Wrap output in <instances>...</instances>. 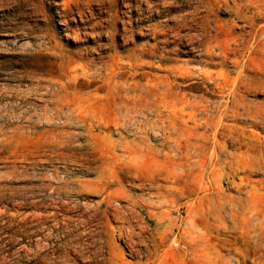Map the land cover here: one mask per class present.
<instances>
[{
    "label": "rangeland",
    "instance_id": "1",
    "mask_svg": "<svg viewBox=\"0 0 264 264\" xmlns=\"http://www.w3.org/2000/svg\"><path fill=\"white\" fill-rule=\"evenodd\" d=\"M213 2L215 0H0V264H113L109 260L111 257L117 261V264H256L257 261L260 262L257 264H261L262 261L264 263V236H260V233L264 235L262 232L264 222L261 224L264 221V198L262 197L264 196V170L256 171L250 176L249 173H240L232 177L226 175L218 181L221 190L223 189L222 196H224L221 201L224 207L223 210L216 211L217 213L214 211L209 220L198 221L200 229L192 233L193 237L197 236L199 239V234L205 233L208 234L210 241L208 245H205L199 240L196 246L199 253L194 254L188 247L190 237L182 235L189 227L186 223L187 219L191 218L190 207L194 206L207 216L208 212L204 211L205 208L211 205V208L215 209L218 206L209 200L207 203L205 201L206 205L203 206L198 200L202 194L194 193L196 189V183L193 181L195 172L187 171V167L183 166L186 161L176 158L179 154L177 153L176 156L175 138L173 142L163 140L160 136H155L154 130L151 129L147 133L141 128V131L138 129L140 133L143 132V136L138 130L136 132L137 126L143 119L141 115H138L139 119L136 117L137 123L133 125L132 122H136L135 120L127 122L125 125L127 127L122 130L119 126H115L114 121L110 123V129L95 125L90 130L83 123V126L81 122L78 123L70 114L63 116L61 120L54 119L53 111L57 107V92L64 96L68 93L70 97L68 99H72L74 95L76 101L83 93L85 96L88 93V96L83 95V98H91V95L97 93L101 97L94 98L93 103L90 100L92 107L89 111L101 120L102 118L115 120L114 117L121 116L120 123H123L124 116L117 109L122 104L116 100L115 103L113 91L108 89V78L111 71L107 69L111 70L110 65L115 59H119L125 67L110 79L112 86L124 82L127 78H124L125 73L122 74V72H128V74L131 72L129 66L132 64L133 54L141 50L148 51L155 48L157 56H166L165 60L159 57H144V61L148 62L147 67H151L150 64L161 67V70L157 72L147 69L155 74L158 73L157 75L164 76L173 67L184 65L189 67L193 63L199 66L198 63H200L199 71L201 68L204 71L209 68L208 71L211 72H220L221 69L234 70L235 73H232L236 76L239 70H242L244 77L248 75L245 74L246 71L247 73L262 72L260 75L264 76V31L261 33L264 28L259 30L258 35L260 36L253 47V49L258 48L256 54L251 55L247 48L244 51L239 49L237 57L231 56L228 63L222 67L211 65L209 63L211 60L203 54L199 45L203 44L204 37H201L200 41L195 39L194 42H190L191 35L197 37L198 34H202L197 25L190 20L192 17L195 22L197 19L200 20L199 16L201 15L200 18L205 16L209 3ZM215 9L212 13V18L216 19L213 20V24L218 20L225 24L226 37L233 38V35L241 42L240 35L247 38V32L253 30V26L245 23L244 20L236 19V15L228 5L218 10ZM194 12H198L197 19L193 16ZM123 21L128 23L126 33L130 38L128 42L122 34ZM178 23H180L179 26L183 24L186 28L185 26L177 28ZM257 23L259 26L264 24V18L258 19ZM174 27L175 30H173ZM215 59L211 63L220 61V58ZM71 60L73 62H70ZM237 60L238 64L235 62ZM198 73L193 75L194 77L183 79L178 77L176 80L178 89L176 90L182 88V91L180 89L178 92L186 94L191 99H201L207 96L211 102L216 99V102L224 101L223 95L215 84L212 85L208 79L205 84L198 77ZM136 80L138 82L141 80V85L146 83L142 77H137ZM66 82L68 86L64 88L62 84ZM243 84L242 91L247 101H245L246 104L250 105L253 111H256V108L262 111L264 109V83L250 85L249 82L243 81ZM97 88L99 90H96ZM193 95L196 97L193 98ZM96 102L100 104L95 106ZM48 105L51 106L48 107ZM114 108L118 110L117 113ZM251 121V118L245 119L244 122L239 123V126L249 127L250 130L264 134L262 126L252 127ZM125 130L131 134H127ZM56 131L57 133H54ZM52 132L53 135L64 132L62 134L64 137L59 135L60 139L66 138L65 140L69 142L59 145L62 149L59 148L49 140ZM75 141L77 146L74 145ZM144 146L146 149L150 146V149L146 150ZM76 147L79 149H74ZM136 148H138L137 151ZM232 150L235 149H230ZM105 153L108 155L105 156ZM159 157L162 158L159 159ZM177 166L179 169L176 168ZM137 168L140 169L137 170ZM151 169L156 174L152 172V175ZM247 177L252 180L253 185L260 183L258 188L260 187L261 201L258 200L261 203L258 201L260 204L255 206L256 209L253 206L248 208L246 205L247 193L246 196L244 193L248 192L246 190H249L250 186L239 187L242 183L241 179ZM175 180H177V185ZM149 183H152L151 186ZM114 188L117 190L113 191ZM159 191L166 195L156 193ZM110 192H114L112 203H108ZM169 193L176 195V198L174 199V196ZM164 196L167 198L165 199ZM213 196L215 197V194ZM238 197L244 200L243 206H239L241 201L236 200ZM158 198L162 202L170 201L172 205L158 207L161 202ZM119 200L123 202L122 205H119ZM146 202L156 205V209L150 206L145 208ZM130 203L137 204L136 211H134L137 212L136 215L135 213L132 215L133 210L130 211ZM235 205L239 206L237 210ZM143 207L144 213L156 215L151 223L146 222L147 215L138 213ZM118 208L120 211H125L128 216L126 223L114 216ZM160 213L165 216L163 217ZM258 213L260 214L257 215ZM257 216L262 218L255 219ZM171 223L173 225H170ZM256 224H259L258 227ZM259 226L262 231L259 230ZM120 227L125 228L121 230ZM127 228L133 230L128 231ZM245 228L248 231H245ZM166 232L169 235L168 240L162 243L161 238ZM252 237L254 238L251 239ZM132 239L137 241L136 245ZM257 242H262V245Z\"/></svg>",
    "mask_w": 264,
    "mask_h": 264
},
{
    "label": "bare ground",
    "instance_id": "2",
    "mask_svg": "<svg viewBox=\"0 0 264 264\" xmlns=\"http://www.w3.org/2000/svg\"><path fill=\"white\" fill-rule=\"evenodd\" d=\"M207 2V1H206ZM230 3V4H229ZM232 3V4H231ZM229 6L230 10L236 15V19L238 20H244L245 23L250 24L251 26H253V30H249L247 32V38H243L240 35V41L238 39H235L234 36L232 35L233 38H228L227 33H226V25L221 23L219 20L214 22L213 24V18H212V13L213 11L215 12V8L221 9L223 6ZM204 6V5H202ZM202 8V7H201ZM197 10V9H196ZM230 11V12H231ZM81 12V11H80ZM153 12V11H152ZM195 14L193 15L196 18V15L198 12H194ZM191 14H193L191 12ZM215 15V14H214ZM201 16V15H200ZM195 22V19L190 20L191 22H193V24L195 23L199 29V32L202 34H198L197 37L195 36H190L191 39L190 42H194L195 39L197 40H201V37H204V41L203 44H200L199 47L202 48L203 54L205 56H207L208 60H211V62L215 59V58H220V61L217 63H211L209 62L211 65H219V66H224V64H227L228 61L231 59V56L233 57H237V53L238 50L240 49L241 51L243 50H247L250 52V54L254 55L256 54V52H258V48H254L255 43L258 41V33L259 30L264 28V24L260 25L257 23L258 19H262L264 18V0H215V2L213 3H209V9L207 10V14L205 16H203L202 18H200ZM190 17V16H189ZM184 20V19H183ZM216 20V19H215ZM214 20V21H215ZM178 21V20H177ZM187 21V20H186ZM185 23V22H184ZM190 23V22H189ZM235 23V22H234ZM123 30H122V34L124 37H126L125 41L128 42L130 40V38H128V34L127 33V22L123 21ZM176 24V23H175ZM180 23H178L177 28L185 25H180ZM186 24V23H185ZM190 26V25H189ZM258 26V28L256 27ZM173 27V26H172ZM188 27V26H187ZM194 27V26H193ZM184 28V27H183ZM186 28V26H185ZM196 28V27H195ZM171 30V28H169ZM193 29V28H192ZM228 29V28H227ZM173 30H175V27L173 28ZM160 31V30H159ZM163 31V30H162ZM264 31V29L261 30V33ZM118 31L116 30V33ZM174 32V31H173ZM178 32V31H177ZM182 32V31H181ZM180 32V33H181ZM166 33V32H165ZM189 33V32H188ZM195 33V32H194ZM229 33V32H228ZM114 34V33H112ZM121 34V33H120ZM125 34V35H124ZM185 34V33H183ZM242 34V33H241ZM260 34V33H259ZM174 35V34H173ZM180 35V34H179ZM178 35V36H179ZM187 35V34H186ZM78 36H80L78 34ZM131 36V35H130ZM142 36V35H141ZM177 37V36H176ZM175 37V38H176ZM242 37V38H241ZM246 37V36H245ZM132 38V37H131ZM134 38V37H133ZM187 38V37H186ZM189 38V37H188ZM168 39V38H167ZM177 39V38H176ZM175 39V40H176ZM165 41V40H164ZM186 41V40H185ZM125 42V43H126ZM169 42V41H168ZM167 43V41L165 42ZM264 43V42H263ZM129 44V43H128ZM169 44V43H168ZM194 45V44H193ZM261 45V44H260ZM262 46V45H261ZM258 47V46H257ZM200 48V50H201ZM245 48V49H244ZM247 48V49H246ZM150 49V48H149ZM64 50V49H63ZM140 50V49H139ZM148 50V49H147ZM261 50V48H260ZM240 53V51H239ZM79 54V53H78ZM157 51L155 48H153L152 50H141L140 52H134L133 54V60H132V64H130L129 69H131V72H122L125 73L124 74V78H127L124 82H120V83H116V86H112V81H111V77L114 74H118L119 72H121V70L125 67L123 65V63L121 64V62H119V59H115L112 63V65H110V69H107V71H111L110 72V77L109 82H108V89L109 91H113L112 95H113V100L115 101H119L122 106L118 107L117 109L119 110V112L124 116L123 123H120V117H114L115 120H110V119H105L102 118L103 120L99 119L98 116L94 113H91L90 108L92 107L91 102L93 103V99L99 97V95L93 94L90 97L92 98H83L85 95L83 93H81L77 96L78 101H76L73 95V98L71 96L72 99H68L70 97H68V93L64 96L63 94H60V92H57V107L55 108V110L53 111L54 114V119L59 118L60 120L62 119L63 116H67L68 114H70V116L74 117L76 119V121H78V123L81 122V124L83 123L87 129L92 130L93 127L96 125L97 127H104L105 128H109L110 123H112L114 121L115 126H119L122 130V128L127 127L125 126L126 123H130L131 121L135 120L136 122H132L133 125L134 123H137L136 117L138 118V115H141L143 117L142 121H140L139 126H137L138 128L136 129L135 127V131L137 132L138 129H142L144 130L145 133H147V131L154 130V134H156L155 136L158 135V137L160 136L163 140H173L175 138V144H176V156L179 154V156H177L176 158H180L182 160H185L186 162L183 163V166L187 167V171H193L195 172V177L193 179V181L196 183V189H195V194H202V196H199L200 198H198L199 201H201V204L204 206L205 201L207 203V200H209L210 202H214L215 204H217L218 207H215V209L211 208V205H209L207 207V209L205 208V212H208L207 216H205L203 213H201L197 208H195L194 206L190 207V214H191V218L187 219V223L185 221L186 224H188L187 226H189L187 229L184 231V234L187 237H190V240L186 237V239L189 240V245L188 247L190 248V251L194 254L199 253V251L196 249L197 246V242L200 243L203 242L205 245L209 244V238H208V234L205 233H200L199 234V239L197 236L193 237L192 233H196L200 228H199V220L204 219V220H209V218L212 216L213 212L215 211H220L223 207H224V203L221 201V199L223 198L222 196V190L218 184V181L221 178H224L226 175H228L229 177L235 176L237 174L240 173H249L250 174H255L256 171L259 170H264V134L263 136H261L262 134H259L258 132L254 131V130H250L246 127H240L239 123L241 121L244 122L245 119H252V127H256L257 128H263L264 129V109L261 111L257 110L253 111L250 105L246 104V99H245V95L242 91L243 87V81H247L250 83V85L253 84H258V83H264V76H261L259 72H253L250 73H246L248 74L246 77H244L243 72L244 71H240L238 75L233 76V74L235 73L234 70L233 71H225L223 69H221L220 72H211L208 71L209 68H207L206 71L201 70L199 71V66L201 67L200 63L199 66L190 64V66H179V67H173L171 68L166 75H157L155 73H153L152 71H160L161 67L157 66L155 67V64H150L151 67H147V63L144 61V57L148 56L149 58L152 56L154 58H158L159 56H157ZM160 55V54H159ZM63 56V55H62ZM61 56V57H62ZM239 56V54H238ZM162 60L166 59V56H160L159 57ZM63 59V58H62ZM237 59V58H236ZM199 60V59H198ZM216 60V59H215ZM234 60V59H233ZM250 60L252 61V59L250 58ZM195 61V60H194ZM207 61V60H206ZM205 61V62H206ZM70 62H73L72 60ZM196 62V61H195ZM204 62V61H203ZM236 64H238V60L235 61ZM239 62L240 59H239ZM254 62V61H253ZM146 63V64H145ZM157 63V62H156ZM70 64V63H69ZM189 64V62H188ZM206 64V63H205ZM240 64V63H239ZM204 65V64H203ZM115 66V67H114ZM162 66V65H161ZM227 66V65H225ZM234 66V65H233ZM251 66V65H250ZM72 66L70 65V68ZM114 67V68H113ZM246 67V66H245ZM249 67V66H248ZM69 68V69H70ZM108 68V67H107ZM205 68V69H206ZM68 69V68H67ZM68 69V70H69ZM128 69V70H129ZM152 71H149V70ZM165 69V68H164ZM198 69V70H197ZM242 69V68H241ZM252 69V67H251ZM72 70V69H71ZM118 70V71H117ZM125 70V69H124ZM211 70V69H210ZM247 70V69H246ZM254 70V69H252ZM85 71V70H84ZM89 71V70H88ZM117 71V72H116ZM199 71V73L197 72ZM69 72V71H68ZM116 72V73H115ZM234 72V73H232ZM237 72V70H236ZM65 73V72H64ZM72 73H74L72 71ZM107 73V72H105ZM199 74V78L202 82H204L206 84V80H210L211 84H215V87L219 90V92L223 95H221L223 97L224 101H219L216 102V100H212L214 102H211L209 97L204 98L203 94L201 99H196L194 97H196V95L192 96L194 99L188 98V96L181 94L180 92H178L180 89L182 91V88H180L179 90H176L177 86H176V80L179 77V79H183V78H187V77H192L195 74ZM264 73V72H263ZM99 74V73H98ZM121 74V75H122ZM120 75V74H119ZM107 76V75H106ZM98 77V76H97ZM137 77H142L143 79L146 80V83L141 85L142 82L140 83V81L138 82L136 80ZM194 77V76H193ZM117 78V77H116ZM73 79V78H72ZM106 79V78H105ZM131 79V80H129ZM59 80V79H58ZM75 80V79H74ZM139 80V78H138ZM199 80V82H200ZM207 80V82H208ZM60 81V80H59ZM73 81V80H72ZM121 81V80H120ZM144 81V80H143ZM184 81V80H183ZM56 82V80H55ZM106 82V81H105ZM116 82V81H115ZM118 82V80H117ZM178 82V81H177ZM181 82V81H180ZM179 82V83H180ZM54 83V81H53ZM209 83V84H210ZM71 84V83H70ZM107 84V83H106ZM208 84V83H207ZM51 85V84H49ZM67 85V82L62 84V86L65 88ZM196 85V84H195ZM55 86V85H54ZM68 86V85H67ZM71 86V85H70ZM180 86V85H179ZM182 86V85H181ZM191 86V85H190ZM204 86V85H203ZM207 86V85H205ZM256 86V85H255ZM258 86V85H257ZM256 86V87H257ZM72 87V86H71ZM74 87V85H73ZM115 87V88H113ZM213 87V86H212ZM252 87V86H251ZM51 88V87H50ZM53 89L55 87H52ZM67 88V87H66ZM81 88V87H80ZM207 88V87H205ZM209 88V87H208ZM52 89V90H53ZM76 88H74L73 90L75 91ZM178 89V88H177ZM210 89V88H209ZM215 89V88H214ZM247 89V88H246ZM66 90V89H65ZM96 90H99V88H97ZM213 90V89H212ZM217 90V91H218ZM245 90V89H244ZM47 91V90H46ZM53 92V91H52ZM76 92V91H75ZM85 92V91H84ZM96 92V91H95ZM190 92V91H189ZM195 92V91H194ZM100 93V91H99ZM186 93V92H184ZM205 93V92H204ZM78 94V93H76ZM75 94V95H76ZM90 94V93H89ZM109 94V93H108ZM107 94V96H108ZM189 93H187L188 95ZM213 94V92H212ZM216 94V93H215ZM88 96V93L86 94ZM98 95V96H97ZM85 96V97H87ZM110 96V95H109ZM190 96V95H189ZM191 97V96H190ZM198 97V96H197ZM201 97V96H200ZM199 97V98H200ZM221 98V97H220ZM102 99V98H101ZM100 99V100H101ZM53 100V99H52ZM91 100V102H90ZM96 100V99H95ZM99 100V101H100ZM103 101V100H102ZM109 101H110V97H109ZM115 101V103H116ZM246 101V102H245ZM95 102V101H94ZM56 104V103H55ZM100 104V103H98ZM97 102L95 103V106L98 105ZM102 104V103H101ZM119 104V105H121ZM54 105V103H53ZM116 105V104H114ZM51 106V105H50ZM48 105V107H50ZM54 107V106H53ZM251 107V108H250ZM47 108V107H46ZM53 109V108H50ZM116 111V108H114ZM124 109V110H123ZM262 109V108H260ZM117 110V111H118ZM48 111V110H47ZM56 111V112H55ZM116 111V113H117ZM51 112V111H50ZM98 112L101 113V111L98 110ZM105 112V111H104ZM49 115L48 112H45ZM106 113V112H105ZM119 113V114H120ZM98 114V113H97ZM102 114V113H101ZM118 114V116H119ZM120 114V115H121ZM100 115V114H99ZM104 115V114H102ZM106 115V114H105ZM46 116V114H45ZM53 116V115H52ZM51 116V118H52ZM50 117V116H48ZM106 117V116H105ZM108 117V116H107ZM106 117V118H107ZM140 117V116H139ZM71 118V117H69ZM122 118V117H121ZM245 118V119H244ZM46 119V118H45ZM139 119V118H138ZM49 121H51L50 119H48ZM90 122H89V121ZM64 121V120H63ZM70 121V120H69ZM72 121V120H71ZM122 121V120H121ZM248 121V120H246ZM53 122V121H52ZM54 122H57L54 120ZM74 122V119H73ZM72 122V123H73ZM250 122V121H249ZM61 123V122H60ZM75 123V122H74ZM67 124V123H66ZM82 124V126H83ZM133 125H130L133 127ZM249 125V123H248ZM65 127V126H64ZM116 127V128H117ZM85 128V127H84ZM96 128V127H95ZM119 128V129H120ZM251 128V127H250ZM128 129V128H127ZM140 129V131H141ZM261 129V130H263ZM131 131V130H130ZM134 131V133H135ZM139 131V130H138ZM139 131V133H140ZM65 132V130H64ZM63 132V133H64ZM88 132V131H86ZM85 132V133H86ZM125 132H127V130H125ZM150 132V131H149ZM148 132V133H149ZM152 132V131H151ZM54 133H57L54 132ZM60 133V131L58 132ZM62 133V134H63ZM74 133V132H73ZM89 133V132H88ZM143 133V132H142ZM140 133V134H142ZM144 133V134H145ZM48 134V133H47ZM62 134H59L60 136ZM72 134V133H71ZM87 134V133H86ZM127 134H131L128 133ZM136 134V133H135ZM51 138H49L50 141H52L51 143H53L54 145H64L66 142L68 143L69 141L65 140L66 138L62 139L65 141H62L60 139V136L57 134L53 135L50 134ZM68 135V134H67ZM65 135V136H67ZM70 135V134H69ZM73 135V134H72ZM88 135V134H87ZM146 135V134H145ZM138 136V135H136ZM143 136V134H142ZM150 136V135H149ZM152 136V135H151ZM62 137H64L62 135ZM71 137V136H69ZM73 137V136H72ZM140 137V136H138ZM157 137V138H158ZM76 138V137H74ZM89 138V136H88ZM87 138V139H88ZM93 138V137H92ZM143 138V137H142ZM154 138V137H153ZM69 139V138H68ZM146 139V138H145ZM144 139V140H145ZM149 139V138H148ZM147 139V140H148ZM142 140V139H141ZM143 140V141H144ZM74 141V140H71ZM88 141V140H87ZM91 141V140H90ZM105 141V140H104ZM139 141V140H138ZM142 141V142H143ZM48 142V141H47ZM96 142V141H95ZM107 142V141H106ZM149 142V141H148ZM165 142V141H164ZM173 142V141H172ZM73 143V142H71ZM75 143V144H74ZM73 144L75 146H77L78 144H76V141ZM81 143V142H80ZM79 143V144H80ZM133 143V142H132ZM158 143V142H157ZM166 143V142H165ZM87 144V143H86ZM111 144V143H110ZM108 144V145H110ZM127 144V143H126ZM136 144V143H135ZM148 144V143H147ZM162 144V143H161ZM68 145V144H67ZM66 145V146H67ZM70 145V143H69ZM85 145V143H84ZM83 145V146H84ZM94 145V144H92ZM115 145V143H114ZM122 145V144H119ZM138 145V144H137ZM144 145V142H143ZM150 145V144H149ZM154 145V144H153ZM80 146V145H79ZM90 146V145H89ZM107 146V145H106ZM124 146V145H123ZM128 146V145H127ZM133 146V145H131ZM136 146V145H135ZM157 146V145H156ZM172 146V144H171ZM86 147V146H85ZM92 147V146H90ZM97 147V146H96ZM138 148H140V146H137ZM143 147V146H142ZM145 147V146H144ZM150 146H148L147 149ZM153 147V146H152ZM151 147V148H152ZM155 147V146H154ZM175 148V146H172ZM61 148V147H59ZM64 148V147H63ZM67 148V147H66ZM71 148V147H70ZM105 149V147H102ZM110 148V147H108ZM129 148V147H128ZM136 148V151L137 149ZM234 148L235 150L232 152L230 151V149ZM62 149V148H61ZM74 149H79V147H76ZM94 149V148H93ZM117 149V148H116ZM114 149V151L116 150ZM123 149H126L123 147ZM146 149V147H145ZM145 149H143L145 151ZM146 149V150H147ZM153 149V148H152ZM162 149V148H161ZM165 149V148H164ZM95 150V149H94ZM93 150V151H94ZM99 150V148H98ZM154 150V149H153ZM166 150V149H165ZM173 150V149H172ZM113 151V152H114ZM118 151V150H117ZM116 151V152H117ZM121 151V150H120ZM152 151V150H150ZM92 152V151H91ZM101 151H99L100 153ZM107 152V151H105ZM115 152V153H116ZM127 152V151H126ZM147 152V151H145ZM155 152V151H154ZM163 152V151H162ZM97 153V152H96ZM109 153V152H108ZM108 153L105 155L107 156ZM125 153V152H124ZM129 153V152H128ZM134 153V152H133ZM140 153V152H139ZM178 153V154H177ZM101 154V153H100ZM104 154V153H102ZM123 154V153H122ZM135 154V153H134ZM171 154V153H168ZM174 154V153H173ZM172 154V155H173ZM96 155V154H95ZM115 155V154H114ZM143 155V154H141ZM118 156V155H117ZM122 156V155H121ZM127 156V155H126ZM125 156V157H126ZM155 155H153L154 157ZM160 156V155H159ZM162 156V155H161ZM166 155H164L165 157ZM169 155H167L168 157ZM111 157V156H110ZM123 157V156H122ZM128 157V156H127ZM126 157V158H127ZM135 157V156H134ZM138 157V156H137ZM147 157V156H146ZM152 157V158H153ZM163 157V158H164ZM174 157V155H173ZM83 158V157H82ZM103 158V157H102ZM112 158V157H111ZM118 158V157H116ZM125 158V159H126ZM150 158V157H148ZM158 158V156H157ZM162 157H159V159H161ZM172 158V156H171ZM175 158V157H174ZM92 159V158H90ZM147 159V158H146ZM165 159V158H164ZM120 160V159H118ZM141 160V159H140ZM158 160V159H157ZM165 160H168L165 159ZM194 160V161H192ZM93 161V160H92ZM111 161V160H110ZM128 161V160H127ZM172 161V160H170ZM174 161V160H173ZM99 162V161H98ZM117 162V160H116ZM184 162V161H183ZM129 163V162H127ZM140 163V162H139ZM147 162H145L146 164ZM175 163V162H174ZM179 163V162H177ZM135 164V163H134ZM154 164V163H153ZM157 165H159L156 162ZM167 164V163H166ZM165 164V165H166ZM173 164V163H172ZM182 164V162H181ZM150 165V163H149ZM152 165V163H151ZM164 165V163H163ZM170 165V164H169ZM174 165V164H173ZM172 165V166H173ZM136 166V165H135ZM148 166V165H147ZM161 166V164H160ZM159 166V167H160ZM168 166V165H166ZM182 166V165H181ZM126 167V166H125ZM146 167V165H145ZM145 167L143 166V168L145 169ZM152 168V166H150ZM154 167V166H153ZM156 167V165H155ZM154 167V168H155ZM158 167V166H157ZM158 167V168H159ZM163 167V166H162ZM170 167V166H169ZM175 167V165L173 166ZM172 167V168H173ZM183 167V168H185ZM105 168V167H104ZM128 168V165H127ZM130 168V167H129ZM141 168V167H140ZM139 168V169H140ZM142 168V169H143ZM171 168V167H170ZM178 168V166L176 167ZM183 168L181 170H183ZM137 168V170H139ZM156 169V168H155ZM163 170H165V168H162ZM179 169V168H178ZM186 169V168H185ZM157 170V169H156ZM179 171V170H178ZM103 172V171H102ZM143 172V171H142ZM151 174L153 175L154 170L151 169ZM153 172V173H152ZM159 172V171H158ZM255 172V173H254ZM264 172V171H263ZM262 172V173H263ZM101 173V172H100ZM149 172L147 171V174ZM171 172H169L170 174ZM176 173V172H175ZM179 173V172H178ZM192 173V172H191ZM258 173V172H257ZM146 174V173H143ZM150 174V175H151ZM156 174V173H154ZM174 174V173H173ZM103 175V174H102ZM159 175V174H158ZM136 176V174H135ZM157 176V175H156ZM248 176V175H247ZM248 176V177H249ZM104 177V175H103ZM138 177V176H137ZM158 177V176H157ZM166 176H164L165 178ZM179 177V176H178ZM242 178L241 181V185L239 187L243 188V187H247L248 185L250 186L249 190H246L248 192H245L244 195L246 196L247 193V199H245V201L247 202V206L248 208L250 206H253L254 209H256L255 206H257V204L259 205L261 202V198L259 197V193H260V187L258 188V185H253L251 184L252 180H249V178ZM101 178V177H100ZM149 178V177H148ZM175 178V177H174ZM193 178V177H192ZM105 179V178H102ZM156 179V178H154ZM160 179V178H159ZM177 179V178H176ZM157 180V179H156ZM163 180V179H162ZM168 179H166L167 181ZM183 180V179H181ZM108 181V180H106ZM150 181V180H149ZM170 181V180H169ZM168 181V182H169ZM172 181V180H171ZM177 180H175V183L177 185ZM259 182L261 180H258ZM257 182V181H256ZM155 183V182H154ZM162 183V182H161ZM171 183V182H170ZM187 183V181H186ZM193 183V185L195 184ZM255 183V182H253ZM263 183V182H262ZM150 184V183H149ZM152 184V183H151ZM150 184V186H151ZM158 184V183H157ZM256 184V183H255ZM162 185V184H160ZM165 185V184H164ZM175 185V186H176ZM179 185V184H178ZM154 186V184H153ZM152 186V187H153ZM156 186V185H155ZM154 186V187H155ZM195 186V185H194ZM264 186V185H263ZM263 186H261L263 188ZM173 187V186H172ZM103 188V187H102ZM157 188V186H156ZM161 188V187H160ZM164 188V187H163ZM167 188V187H166ZM176 189V187H174ZM261 188V189H262ZM105 189V188H104ZM116 188H114L113 191ZM173 189V190H175ZM102 190V189H101ZM158 190V189H155ZM161 190V189H160ZM167 190V189H166ZM165 190V191H166ZM169 190V188H168ZM177 190V189H176ZM111 191V190H109ZM163 191V190H162ZM170 191V190H169ZM172 191V188H171ZM244 191V190H243ZM264 191V188H263ZM174 192V191H172ZM178 192V191H177ZM159 194H165L164 192L161 193L156 192ZM262 193V192H261ZM264 193V192H263ZM262 193V194H263ZM158 194V195H159ZM171 195V193H169ZM178 194V193H177ZM213 194H215V197L213 196ZM152 195V194H151ZM157 195V194H156ZM166 195V194H165ZM173 195V194H172ZM171 195V196H172ZM264 195V194H263ZM171 196H169V198H171ZM174 196V195H173ZM176 196V195H175ZM174 196V199L176 198ZM109 197V201L108 203H112L113 197H114V192H110L108 194ZM153 197V196H152ZM168 197V195H167ZM166 196H164V198H167ZM240 197V196H239ZM237 198L236 200L238 202L241 201V204L239 206H243V202L244 200L241 198ZM259 197V198H258ZM264 198V196H262ZM227 198V197H226ZM152 199V198H151ZM161 199V198H160ZM260 199V201L258 200ZM169 200V199H168ZM224 200V199H223ZM227 200V199H226ZM152 201V200H151ZM159 206H166L167 204L170 205V201H163L159 200ZM198 201V202H199ZM236 201V202H237ZM258 201L260 203H258ZM264 201V199H263ZM262 201V202H263ZM143 202V201H142ZM155 202V201H154ZM157 202V201H156ZM235 202V201H234ZM118 203V202H117ZM122 201L119 200V205H122ZM147 204L144 205V207H152L154 209H156V205H151L148 204V202H146ZM151 203V202H149ZM157 204V203H156ZM235 204H239V203H235ZM172 205V204H171ZM170 205V206H171ZM201 205V206H202ZM234 205V204H233ZM232 205V206H233ZM128 206V205H126ZM174 206V205H173ZM226 206V205H225ZM236 206V205H235ZM238 206V207H239ZM107 207V206H106ZM130 207L132 211V215H134V211H136V207L137 204L135 203H130ZM143 208H140V211H138V213L141 214H145L147 215V223H151L153 221V218H156L155 214L152 213H144L143 211L145 210ZM236 206V210L238 208ZM120 208V207H119ZM118 208V210L116 211L117 213H114L116 215H114L115 217L121 219L122 221L125 222V220H127L126 213L125 211H120ZM123 208V207H122ZM121 208V209H122ZM168 208V207H167ZM241 208V207H240ZM244 208V207H243ZM107 209V208H106ZM127 209V208H126ZM130 209V208H128ZM169 209V208H168ZM201 209V208H200ZM242 209V208H241ZM165 210V209H163ZM223 210V209H222ZM233 210V209H232ZM247 210V209H246ZM110 211V210H109ZM170 211V209H169ZM202 211V209H201ZM264 211V210H263ZM127 212V211H126ZM167 212V211H166ZM237 212V211H236ZM238 212H242L239 211ZM250 212V210H249ZM254 212V211H253ZM252 212V213H253ZM129 213V211L127 212ZM137 213V212H136ZM135 213V215H136ZM217 213V212H216ZM261 213V212H260ZM260 213H258L257 215H259ZM16 214V213H15ZM161 214V213H160ZM236 214V213H235ZM239 214V213H238ZM242 214V213H241ZM247 214V213H246ZM251 214V212H250ZM130 215V214H129ZM131 215V216H132ZM162 215V214H161ZM230 215H234L231 214ZM255 215V214H254ZM142 216V215H141ZM144 216V215H143ZM160 216V215H159ZM158 216V217H159ZM163 216V215H162ZM161 216V217H162ZM165 216V215H164ZM163 216V217H164ZM168 216V215H166ZM262 216V214H261ZM264 216V215H263ZM137 217V216H136ZM157 217V218H158ZM189 217V216H188ZM187 217V218H188ZM244 217V216H242ZM258 217V216H257ZM255 219H259L260 217ZM130 218V216H129ZM128 218V219H129ZM133 218V216H132ZM138 218V217H137ZM229 218V217H228ZM262 218V217H261ZM260 218V219H261ZM136 219V218H135ZM161 219V218H160ZM235 219V217H234ZM252 219V218H251ZM259 219V220H260ZM144 220V219H142ZM171 220V219H170ZM189 220V221H188ZM242 220V219H241ZM250 221V219H248ZM253 220V219H252ZM128 221V220H127ZM138 221H140L138 219ZM145 221V220H144ZM245 221V220H244ZM123 222V223H124ZM131 222V220H130ZM129 222V223H130ZM143 222V221H142ZM157 222V221H155ZM163 222V221H162ZM248 222V221H247ZM244 222V223H247ZM264 221L259 222L261 224H263ZM126 223V222H125ZM141 223V221H140ZM161 223V222H160ZM169 223V222H168ZM241 223V222H240ZM251 223V222H249ZM253 223V221H252ZM131 225V224H130ZM143 225V224H142ZM142 225L140 227H142ZM160 225V224H159ZM162 225V224H161ZM166 225V223H165ZM170 225H173L172 223ZM170 225H168L169 227H171ZM247 224H245L246 226ZM255 225V224H254ZM259 225V224H258ZM258 225L256 224V226L258 227ZM126 226V225H124ZM128 226V225H127ZM186 226V225H185ZM242 226V225H241ZM244 226V225H243ZM250 226V225H249ZM254 227L255 229L257 227ZM261 226V225H260ZM259 226V230L262 231L260 229ZM263 226V225H262ZM164 227V226H163ZM166 227V226H165ZM167 227V228H169ZM220 227V226H219ZM235 227V226H234ZM252 227V225H251ZM250 227V228H251ZM125 228V227H123ZM122 227H120L121 230H123ZM130 228V227H128ZM127 228V229H128ZM132 228V227H131ZM144 229H147V227H143ZM142 228V229H143ZM166 228V229H167ZM247 229H249V227H246ZM245 228V231L247 230ZM264 228V227H263ZM143 229V230H144ZM133 230V229H132ZM131 229L128 231H132ZM169 230V229H168ZM125 231V229H124ZM248 231V230H247ZM252 231V230H251ZM254 231V229H253ZM113 232V231H112ZM120 232V230H119ZM135 229H134V233H135ZM144 233L146 231H143ZM153 232V231H152ZM162 232V231H161ZM170 232V230H169ZM256 232V231H255ZM264 232V231H262ZM122 233V232H121ZM127 233V232H126ZM133 233V232H132ZM130 233V234H132ZM142 233V232H141ZM160 234V231L158 232ZM257 233H258V229H257ZM129 234V232H128ZM256 234V233H255ZM259 234V233H258ZM257 234V235H258ZM121 235V234H120ZM125 235V234H124ZM133 235V234H132ZM181 235V236H182ZM198 235V234H197ZM246 235V234H245ZM253 235V234H252ZM131 236V235H130ZM141 236V234H140ZM139 236V238H140ZM168 233H164L163 237L161 238L162 243H166L168 240ZM254 236V235H253ZM256 236V235H255ZM260 236H264L261 235ZM259 236V237H260ZM132 238V236L130 237ZM254 237H252L251 239H253ZM258 238V237H257ZM256 238V239H257ZM129 239V238H127ZM126 239V240H127ZM185 239V241H187ZM263 239V238H262ZM112 240V239H111ZM135 240V239H134ZM184 240V239H182ZM260 240V239H259ZM133 241V239H132ZM160 241V240H159ZM252 241V240H251ZM261 241V240H260ZM258 241V242H260ZM131 242V241H130ZM134 243L137 241H133ZM141 242V240H140ZM257 242V243H258ZM109 245L111 247H113L112 243L110 241H108ZM143 243V242H142ZM141 243V244H142ZM158 243V242H157ZM188 243V242H186ZM262 243V242H261ZM258 243V244H261ZM264 243V242H263ZM137 243H135L136 245ZM132 245V244H131ZM139 245V244H138ZM144 245V243H143ZM254 245V243H253ZM252 245V246H253ZM262 245V244H261ZM255 246V245H254ZM257 246V245H256ZM132 247V246H131ZM134 247V246H133ZM132 247V248H133ZM258 247V246H257ZM264 247V245H263ZM138 248V247H137ZM258 249V248H256ZM261 249V248H259ZM263 251V249H261ZM201 253V252H200ZM261 253V251H260ZM263 253V252H262ZM264 255V253H263ZM196 256V255H195ZM262 255H260L261 257ZM258 259V258H257ZM256 259V261H257ZM262 259V257H261ZM264 259V258H263ZM113 264H117V261L114 258H110L109 259ZM260 261V259H259ZM257 263H260L257 261ZM256 263V264H257ZM261 264H264L263 261Z\"/></svg>",
    "mask_w": 264,
    "mask_h": 264
}]
</instances>
